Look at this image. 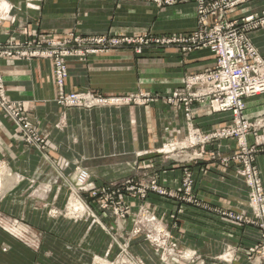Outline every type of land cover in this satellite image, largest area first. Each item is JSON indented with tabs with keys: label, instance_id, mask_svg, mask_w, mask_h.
Wrapping results in <instances>:
<instances>
[{
	"label": "crops",
	"instance_id": "1",
	"mask_svg": "<svg viewBox=\"0 0 264 264\" xmlns=\"http://www.w3.org/2000/svg\"><path fill=\"white\" fill-rule=\"evenodd\" d=\"M3 1L10 4L7 3L10 12L4 19L0 14V42L37 40L41 36L59 39L72 31L95 36H137L146 32L179 36L197 27L195 0H177L165 6L151 0ZM263 9L264 0H252L230 10L227 16L235 19ZM251 37L264 57V28ZM214 62V55L206 48L188 55L177 47H150L141 54L128 48L115 49L85 60L68 59L69 76L64 89L66 93L91 90L115 96L150 91L164 97L182 86L187 75ZM1 71L9 99L23 101L31 121L47 135L49 158L22 143L16 125L0 116V214L24 218L34 228L45 231L47 243L54 241L66 246V239L55 242L53 237H69L71 230L65 220L58 224L53 221L48 209L67 202L69 180L77 165L88 168L91 180L98 185L125 175L137 165L154 173L161 185L175 191L181 188L183 165L158 153L168 141H179L188 132L178 105L160 98L144 105L63 108L56 102L59 90L52 60L5 59L1 61ZM244 117L264 120V93L246 99ZM231 118V112H214L204 104L193 107L194 125L202 130L221 127ZM59 123L63 125L58 127ZM247 141L256 148V165L264 184V127L257 134L248 135ZM237 150L234 139L220 140L208 145L203 160L190 163L193 192L207 208L156 194L146 199L169 224L180 248L196 250L208 264H263L248 258V249L260 241L259 228L239 225L219 212L252 215L249 190L238 166L221 164L222 157ZM126 202L135 209L142 201L127 197ZM92 232L98 245L109 242V235L102 228L93 227L77 240L82 256L83 237ZM229 247L236 250L233 261L218 260ZM69 251L58 256L71 258ZM30 254L28 248L0 229L1 259L34 264L35 256Z\"/></svg>",
	"mask_w": 264,
	"mask_h": 264
},
{
	"label": "built area",
	"instance_id": "2",
	"mask_svg": "<svg viewBox=\"0 0 264 264\" xmlns=\"http://www.w3.org/2000/svg\"><path fill=\"white\" fill-rule=\"evenodd\" d=\"M155 1L158 5H163L173 4L177 0ZM250 1L252 0H195L197 27L192 32L179 36L152 37L149 33L137 36H95L72 31L59 39L41 36L37 40L0 42V116L16 125L22 143L38 150L44 158H49L48 137L31 121L29 108L23 101L11 100L7 96L1 61L10 58L52 60L55 82L59 90L56 102L63 108L92 109L95 106L144 105L160 98L170 105H178L184 113L188 137L192 140V145L187 148L197 145L200 150L194 151L198 153H188L189 158L182 163L184 176L179 190L164 188L156 177L151 181V188L161 195H169L207 208L193 192L194 179L189 165L193 161L203 160L207 145L234 139L237 142V152L222 157L221 164L225 167L231 164L238 166L237 171L249 190L252 215L230 210L219 212L239 225L258 227L261 233L260 241L248 249V256L251 258L257 253H262L264 257V184L256 165V148L247 141L248 135L257 134L258 130L264 127V120L258 118L251 121L244 117L246 99L264 93V57L251 37L254 32L264 28V9L235 19L227 16L230 10L238 9ZM150 47H177L184 55L206 48L214 55L215 62L210 67L187 75L182 86L164 97L150 91H138L122 96L102 95L91 90L65 92V81L69 76L68 59L85 60L91 55L124 48L141 54ZM195 104L207 105L214 112H231L232 118L221 127L202 130L193 122ZM77 170L76 186L83 188L89 174L84 169Z\"/></svg>",
	"mask_w": 264,
	"mask_h": 264
},
{
	"label": "rangeland",
	"instance_id": "3",
	"mask_svg": "<svg viewBox=\"0 0 264 264\" xmlns=\"http://www.w3.org/2000/svg\"><path fill=\"white\" fill-rule=\"evenodd\" d=\"M151 1L156 2L155 0ZM3 2L0 0V5ZM165 5L172 4L159 6ZM9 12L10 7L8 11L0 9L2 16L9 15ZM146 33L151 34L152 37H160L151 32ZM97 107L110 106H95L93 108ZM61 124L59 123L58 127ZM190 145H192V140L188 137L187 132L179 141H168L158 150V153L161 156H170L169 159L182 164L189 158L188 153L194 154L198 153L194 152L195 150H200L197 145L187 148ZM175 148L180 149L175 151ZM78 168L86 170L89 174L83 188L76 186L75 178ZM148 170L138 168L136 165L130 168L125 175L98 185L91 180L88 168L77 165L69 180L70 194L67 202L61 207L51 205L48 209V215L53 221L58 224L63 219L71 230L69 237H53L55 242L66 239V246L60 242L54 243V241L47 243L45 231L34 228L24 218L9 217L1 213L0 229L29 249L30 257L35 256L34 264H208L207 260L196 250L180 248L169 224L165 223L156 212L155 205L146 201L151 194L181 200L154 191L151 188V181L156 175ZM127 197L138 198L142 202L136 206L137 208L131 209L126 202ZM108 217L112 222H109ZM93 227L102 228L109 235V242H105V245H98L93 236L95 231H93L89 237H83L85 256H82L79 254L78 242L80 241L77 240L81 239L83 234L92 231ZM3 250L6 251L7 247L4 246ZM66 250H70L72 257L65 260L58 255H62ZM236 255L235 248L229 247L217 259L231 262ZM249 259L252 262L261 261L264 264L262 253H257ZM0 264L22 263L17 260L0 258Z\"/></svg>",
	"mask_w": 264,
	"mask_h": 264
},
{
	"label": "bare ground",
	"instance_id": "4",
	"mask_svg": "<svg viewBox=\"0 0 264 264\" xmlns=\"http://www.w3.org/2000/svg\"><path fill=\"white\" fill-rule=\"evenodd\" d=\"M0 9H2V10H8V5H7V3L6 2H3L1 5H0ZM4 12V11H3Z\"/></svg>",
	"mask_w": 264,
	"mask_h": 264
}]
</instances>
